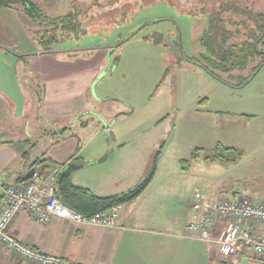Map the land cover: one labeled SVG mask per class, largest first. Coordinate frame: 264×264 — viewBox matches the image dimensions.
I'll return each instance as SVG.
<instances>
[{
    "label": "rangeland",
    "instance_id": "rangeland-1",
    "mask_svg": "<svg viewBox=\"0 0 264 264\" xmlns=\"http://www.w3.org/2000/svg\"><path fill=\"white\" fill-rule=\"evenodd\" d=\"M208 1L29 0L40 17L28 15L21 4L1 9L0 92L17 94L15 80L6 73L9 67L13 71L11 61L38 46L48 48L47 44L37 46L39 28L46 34L50 29L61 30V23L50 24L51 18L69 15L63 23L72 25H64L60 42L50 41L51 35L43 38L49 45L58 49L121 46L118 72L110 78L116 67L108 64L90 88L92 96L99 95L105 102L86 127L76 125L72 133L82 142L102 145L109 162L132 158L119 180L123 192L141 184L150 166L148 150L161 142L159 150H167L149 190L151 195L163 194L165 206L192 203L195 188L211 200L264 203V66L242 86V78L250 75L259 56L242 72L210 70L214 77L197 66L195 61L211 64L204 59L212 57L202 44L210 33ZM235 4L248 15L264 16V0H235ZM258 50H264V38ZM43 132H47L46 141L40 139ZM43 132L34 134L36 150L27 157L30 162L40 161L39 153L61 139L52 135L48 124ZM217 145L234 148L237 161L191 164L195 149L211 151Z\"/></svg>",
    "mask_w": 264,
    "mask_h": 264
},
{
    "label": "crops",
    "instance_id": "crops-1",
    "mask_svg": "<svg viewBox=\"0 0 264 264\" xmlns=\"http://www.w3.org/2000/svg\"><path fill=\"white\" fill-rule=\"evenodd\" d=\"M61 28L50 29L47 34L39 28L35 37L37 46L47 44L49 47L38 46L32 53H24L27 55L11 61L13 71L10 67L6 70L7 76L15 80L18 92L14 95L0 92V179L9 185L22 179L33 163L27 157L36 150L34 134L38 131L40 135L48 124L52 135L61 139L39 153L48 161L43 168H38L44 175L56 171L55 185L57 175L71 168V183L89 189L96 196L126 193L130 190L123 192L119 180L125 168L133 163L132 158L126 156L119 158L120 161L109 162V157L103 155L102 145L91 144V140L82 142L72 133L76 125L81 129L86 127L92 120V113L105 102L99 95L92 96L90 88L108 64L116 67L110 78L118 72L122 58L118 49L120 43L114 49L108 45L58 49L43 39L51 35L50 41L60 42L66 30L62 25ZM86 117L91 118L87 121ZM99 117L106 119L101 114ZM47 137V132H43L40 139L46 141ZM158 143L148 150L147 174L161 145ZM166 150L159 151L153 178L146 189L131 202L118 207L116 228L81 226L59 218L42 224L19 213L9 225V235L18 244L40 254L77 264H222L215 246L185 234L186 222L192 215L191 202L186 206L183 203L176 207L165 206L163 194L151 195L149 187L159 175ZM242 253L238 255L240 263L251 261L249 252ZM0 264L35 263L0 248Z\"/></svg>",
    "mask_w": 264,
    "mask_h": 264
},
{
    "label": "built area",
    "instance_id": "built-area-1",
    "mask_svg": "<svg viewBox=\"0 0 264 264\" xmlns=\"http://www.w3.org/2000/svg\"><path fill=\"white\" fill-rule=\"evenodd\" d=\"M55 174L53 171L44 175L36 168L33 175L21 184L9 185L0 179V248L35 264H77L40 254L18 244L8 233L10 223L19 213L42 224L59 218L81 226L116 228L118 207L97 215H85L71 209L57 196ZM191 211L185 234L215 246L222 264H264V203L241 198L211 200L196 189ZM243 250L249 252L251 261H238Z\"/></svg>",
    "mask_w": 264,
    "mask_h": 264
},
{
    "label": "trees",
    "instance_id": "trees-1",
    "mask_svg": "<svg viewBox=\"0 0 264 264\" xmlns=\"http://www.w3.org/2000/svg\"><path fill=\"white\" fill-rule=\"evenodd\" d=\"M18 4L27 7L28 15L34 16L38 14L37 16L40 17L39 10L29 0H0V10ZM208 5V10L206 11L205 7L203 10L208 14L210 33L204 36L202 44L208 47V55L213 60L212 58H204L207 63H211L210 65H204L198 61H195V63L204 72L214 77L213 70L221 72L238 70L242 72L248 67L249 62L259 56L262 61L251 67L250 75L243 77L242 81L244 82H241L239 86L245 85L259 71L260 67L264 66V52L258 50V45L262 43L264 38V16L260 18L257 15H248V11L246 12L243 8L240 9L235 4V0L230 2L229 0H211ZM67 19H69V15L54 18V20L50 21V24L61 23L62 26H68L72 22L63 23ZM161 147L162 144L154 154L148 174L141 184L133 190L107 197L96 196L89 189L75 186L71 183L69 178L70 168L64 174H59L56 177L57 196L66 206L85 215H97L107 212L113 207L127 204L137 198L150 184ZM238 157L239 154L234 148L217 145L211 151L195 149L191 155L190 162L203 159L205 161L227 164L237 161ZM47 161L48 159L46 158L42 164L45 166ZM38 164H41L39 160L34 161L30 164L28 170L33 166L39 169ZM185 164L186 168H188L189 163L185 161ZM16 183H23L21 177L18 178ZM242 252L241 255L246 254L244 250Z\"/></svg>",
    "mask_w": 264,
    "mask_h": 264
},
{
    "label": "water",
    "instance_id": "water-1",
    "mask_svg": "<svg viewBox=\"0 0 264 264\" xmlns=\"http://www.w3.org/2000/svg\"><path fill=\"white\" fill-rule=\"evenodd\" d=\"M93 86V85H92ZM93 88V87H92ZM45 160V158H42L39 162L42 163L43 161ZM36 167L33 166L31 167L27 172L26 174L22 177V181H27L34 173Z\"/></svg>",
    "mask_w": 264,
    "mask_h": 264
},
{
    "label": "flooded vegetation",
    "instance_id": "flooded-vegetation-1",
    "mask_svg": "<svg viewBox=\"0 0 264 264\" xmlns=\"http://www.w3.org/2000/svg\"><path fill=\"white\" fill-rule=\"evenodd\" d=\"M262 52H264V50H261ZM262 61V59H260V62Z\"/></svg>",
    "mask_w": 264,
    "mask_h": 264
}]
</instances>
